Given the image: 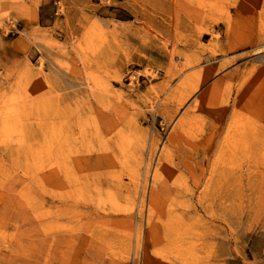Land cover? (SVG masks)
Instances as JSON below:
<instances>
[{
    "label": "rangeland",
    "instance_id": "374dc122",
    "mask_svg": "<svg viewBox=\"0 0 264 264\" xmlns=\"http://www.w3.org/2000/svg\"><path fill=\"white\" fill-rule=\"evenodd\" d=\"M0 264H264V0H0Z\"/></svg>",
    "mask_w": 264,
    "mask_h": 264
},
{
    "label": "bare ground",
    "instance_id": "6f19581e",
    "mask_svg": "<svg viewBox=\"0 0 264 264\" xmlns=\"http://www.w3.org/2000/svg\"><path fill=\"white\" fill-rule=\"evenodd\" d=\"M182 236V235H181ZM213 259V258H212Z\"/></svg>",
    "mask_w": 264,
    "mask_h": 264
}]
</instances>
